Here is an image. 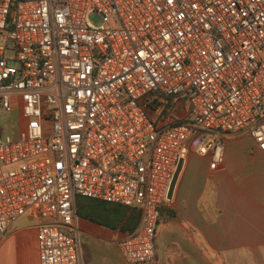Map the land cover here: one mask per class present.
<instances>
[{
    "label": "built area",
    "instance_id": "obj_1",
    "mask_svg": "<svg viewBox=\"0 0 264 264\" xmlns=\"http://www.w3.org/2000/svg\"><path fill=\"white\" fill-rule=\"evenodd\" d=\"M3 31L0 235L33 212L40 264H80L77 195L138 211L118 247L150 263L181 159L264 151V0H0Z\"/></svg>",
    "mask_w": 264,
    "mask_h": 264
},
{
    "label": "crops",
    "instance_id": "obj_2",
    "mask_svg": "<svg viewBox=\"0 0 264 264\" xmlns=\"http://www.w3.org/2000/svg\"><path fill=\"white\" fill-rule=\"evenodd\" d=\"M184 112L178 108L179 117ZM224 145L216 171L206 157H186L173 197L161 208L148 264H264V151L246 133L226 135ZM80 196V264H141L128 262L118 247L139 224L129 221L130 211L118 222L115 204ZM41 223L31 211L15 219L0 235V264H40Z\"/></svg>",
    "mask_w": 264,
    "mask_h": 264
},
{
    "label": "rangeland",
    "instance_id": "obj_3",
    "mask_svg": "<svg viewBox=\"0 0 264 264\" xmlns=\"http://www.w3.org/2000/svg\"><path fill=\"white\" fill-rule=\"evenodd\" d=\"M8 38V34L6 32H0V44H5L6 40ZM13 51L7 50L6 54L11 55ZM0 127L4 129L7 133H12L13 131H16L18 127V113L16 110L12 114L6 113L4 110L0 109ZM243 134V133H239ZM194 159H200L201 157L198 156L196 153H193ZM80 200H86V198L80 196Z\"/></svg>",
    "mask_w": 264,
    "mask_h": 264
},
{
    "label": "trees",
    "instance_id": "obj_4",
    "mask_svg": "<svg viewBox=\"0 0 264 264\" xmlns=\"http://www.w3.org/2000/svg\"><path fill=\"white\" fill-rule=\"evenodd\" d=\"M105 202H107V201H105ZM108 203H113V202H108ZM113 204L116 205V215L118 216V218H117L118 219V222H119V219L121 217L127 215V212L128 211H130V213L128 215L129 221H132V220L135 221V225L139 222V220H140V213L138 211H136V210H134V209H132L130 207L117 204V203H113Z\"/></svg>",
    "mask_w": 264,
    "mask_h": 264
},
{
    "label": "water",
    "instance_id": "obj_5",
    "mask_svg": "<svg viewBox=\"0 0 264 264\" xmlns=\"http://www.w3.org/2000/svg\"><path fill=\"white\" fill-rule=\"evenodd\" d=\"M182 168H183V160L181 159L177 165L176 171L173 175V179H172L171 184H170L169 193H168V197L170 199L173 197V193H174L177 181L179 179L180 173L182 171Z\"/></svg>",
    "mask_w": 264,
    "mask_h": 264
}]
</instances>
